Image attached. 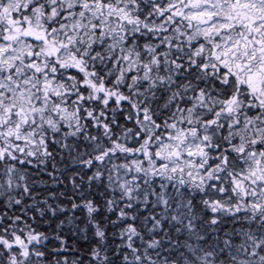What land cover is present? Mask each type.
Listing matches in <instances>:
<instances>
[{
    "label": "snow or ice",
    "instance_id": "1",
    "mask_svg": "<svg viewBox=\"0 0 264 264\" xmlns=\"http://www.w3.org/2000/svg\"><path fill=\"white\" fill-rule=\"evenodd\" d=\"M0 264H264V0H0Z\"/></svg>",
    "mask_w": 264,
    "mask_h": 264
},
{
    "label": "trees",
    "instance_id": "2",
    "mask_svg": "<svg viewBox=\"0 0 264 264\" xmlns=\"http://www.w3.org/2000/svg\"><path fill=\"white\" fill-rule=\"evenodd\" d=\"M49 247H54V245H50ZM62 255L66 254V253H61ZM70 255V253H68Z\"/></svg>",
    "mask_w": 264,
    "mask_h": 264
}]
</instances>
